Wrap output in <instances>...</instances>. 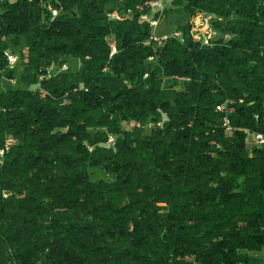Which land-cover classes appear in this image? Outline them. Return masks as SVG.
<instances>
[{
  "label": "trees",
  "instance_id": "1",
  "mask_svg": "<svg viewBox=\"0 0 264 264\" xmlns=\"http://www.w3.org/2000/svg\"><path fill=\"white\" fill-rule=\"evenodd\" d=\"M145 1L0 0V264H261L264 0H173L207 45L156 44Z\"/></svg>",
  "mask_w": 264,
  "mask_h": 264
},
{
  "label": "built area",
  "instance_id": "2",
  "mask_svg": "<svg viewBox=\"0 0 264 264\" xmlns=\"http://www.w3.org/2000/svg\"><path fill=\"white\" fill-rule=\"evenodd\" d=\"M172 0H146L144 3V7L147 9V12L141 13L140 15V20L142 22L147 23L148 27L151 30V37L150 39L152 41H154L156 44L160 45L162 44V42L168 40V39H176L179 41H182L183 39V34L181 31L176 30L175 31H171L169 33H165V34H161V35H157L155 33V28L158 26V22L161 21L163 19V12L166 9L165 7H167ZM56 10H52L51 11V15L52 17H55L57 15V12H55ZM131 12L129 10L122 12V11H112L108 14V18L112 21H117V22H122L125 19L130 17ZM196 18V21L198 22V24L195 23V21H193L191 23V30H190V34L193 36V38L195 40H200L202 41L204 44H209L211 43L214 39L218 38L219 34L215 33L216 31H214V29L211 27V22L214 19L212 15L204 13V12H200L197 13L193 19ZM204 31V32H202ZM200 30V31H199ZM203 33V34H202ZM224 38H227V36H224ZM7 55V59L8 62L11 66H13L16 62H17V57L14 55H11L9 53L6 54ZM67 70V66L63 65L61 67V71H66ZM217 111L219 112H224L225 115L229 114V110L226 107V104L220 105L217 107ZM229 125V121L227 118H224L223 121V126H228ZM151 125H149L148 127H150ZM138 128L139 124L134 123V122H130L128 124H126V128L127 129H132V128ZM229 129V127H228ZM246 133L248 134V136L252 139V143L255 146H261L264 145V135L262 134H249L247 131ZM13 140L8 139L7 140V144H6V148H4L3 150H0V163L2 161V157L4 155V152H6L8 150V144L12 143ZM114 138L113 137H108L107 140V144L112 146L114 143Z\"/></svg>",
  "mask_w": 264,
  "mask_h": 264
},
{
  "label": "rangeland",
  "instance_id": "3",
  "mask_svg": "<svg viewBox=\"0 0 264 264\" xmlns=\"http://www.w3.org/2000/svg\"><path fill=\"white\" fill-rule=\"evenodd\" d=\"M172 1L169 4H166L168 6L165 7V8L170 7V4L172 3ZM120 6H122V4ZM117 11H120V10H117ZM198 13H200V12H198ZM194 16L191 17V16H189L186 13L176 14L174 12H171L168 15H163V19L158 22V26L155 28L154 31H155V33L157 35H160L162 33H169L171 31L175 30V28H177L178 26L185 25L187 22H189L190 25H191V23L193 21H195V23L198 24V22L196 21V18L193 19ZM200 30H201V28H200ZM202 32H204V31H202ZM14 51L19 56L18 50H14ZM17 62H18V60H17ZM76 64H77L76 61L69 60L68 61V64L66 66H67V68H69L72 71V70H75L76 69L75 68L76 67ZM15 72H16V78L14 80H12V81H3L2 86L4 88H12V89H18V90H28V89H31V87H29L28 85H26L25 83H23V82L20 81V79H19V67L16 66ZM246 138H247L246 139L247 148H248V150H250L255 145L252 143V139L249 136L246 137ZM91 178H92L93 181H95L97 179H100V180L101 179H106V180H110L111 179L109 176H107L103 172L102 169L101 170L91 171Z\"/></svg>",
  "mask_w": 264,
  "mask_h": 264
},
{
  "label": "crops",
  "instance_id": "4",
  "mask_svg": "<svg viewBox=\"0 0 264 264\" xmlns=\"http://www.w3.org/2000/svg\"><path fill=\"white\" fill-rule=\"evenodd\" d=\"M260 258H261V264H264V250H262Z\"/></svg>",
  "mask_w": 264,
  "mask_h": 264
}]
</instances>
